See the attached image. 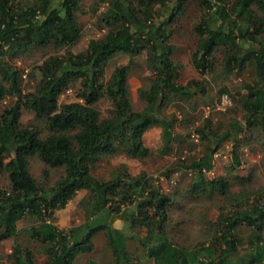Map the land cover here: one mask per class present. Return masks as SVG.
I'll return each mask as SVG.
<instances>
[{"label": "trees", "instance_id": "obj_1", "mask_svg": "<svg viewBox=\"0 0 264 264\" xmlns=\"http://www.w3.org/2000/svg\"><path fill=\"white\" fill-rule=\"evenodd\" d=\"M83 1L0 0V103L16 98L0 115V174L7 173L9 180L7 188L0 187V245L8 239L17 242L12 264H38L31 249L19 243L21 236L39 244L46 256L43 264H75L94 251L100 234L106 238L111 264H133L128 247L135 240L154 264H264V192L251 202L250 191L232 192L233 183L226 177L207 178L223 145L232 144L231 169L237 170L247 133L264 134V0H99L96 5L106 6L99 22L107 33L91 40L85 52L74 54L70 49L83 36L77 18ZM189 6L202 11L194 26L197 41L191 56L200 75L220 69L230 78L249 65L254 69V80L240 89L245 95L236 101L231 96L244 113L242 119L230 120L223 132L214 131L207 119L196 131L205 144L203 156L183 164L196 174L190 196L218 197L224 203L218 217L209 221L213 238L191 249L173 239V198L145 174L133 177L124 165L110 180L93 174L104 157L148 158L144 135L152 128L163 129L168 148L174 125L164 110L175 98L189 102L198 90L206 93L203 83L180 84L181 65L174 59V28ZM49 49L35 75H25L26 70L13 63ZM120 55L146 57L152 77L140 91L146 105L142 111L132 104L131 63L113 62ZM28 77L35 84L26 90L22 83ZM72 86H77L78 101L60 104L61 95ZM227 94L228 88L220 90V95ZM103 99L112 105L109 117L97 107ZM23 111L33 113L38 126L22 125ZM33 160L48 168L42 174L45 180L48 170H62L63 176L47 186L32 173ZM237 179L246 186L244 177ZM82 191L89 193L80 204L86 221L61 230L54 224L55 212ZM26 217L35 218L38 225L20 230L18 223ZM118 219L126 222L128 232L115 228ZM243 227L250 228L246 236ZM136 230L147 233L141 238Z\"/></svg>", "mask_w": 264, "mask_h": 264}, {"label": "rangeland", "instance_id": "obj_2", "mask_svg": "<svg viewBox=\"0 0 264 264\" xmlns=\"http://www.w3.org/2000/svg\"><path fill=\"white\" fill-rule=\"evenodd\" d=\"M99 0H84L81 4V10L77 14L83 36L81 40L72 47L74 54L85 52L91 40L103 38L107 30L102 28L100 20L105 5H100ZM96 13L93 11L99 8ZM202 11L196 7H188L182 21L175 26L177 34L173 38L175 46L174 59L180 63V79L182 85H188L193 81L203 83L206 93L202 94L200 90L192 101L180 100L175 98L173 103L169 104L164 110L163 115L170 119L174 125V140L172 144L165 148L163 129L155 127L150 129L144 135V144L149 149L150 155L144 161L131 159L123 154L104 157L99 163L97 169L93 172L98 179L110 180L116 169L124 165L129 174L133 177L145 174L147 179L156 185L157 189L167 193L173 198L175 206L170 210L171 224H176L172 235L174 240L179 241L182 247L191 249L200 242H207L213 238L209 221L215 220L219 215V206L223 205L221 198L209 199L207 195L190 196L189 191L195 176L191 171L183 168L184 163H190L193 160H199L205 150V144L197 134V129H202L206 120L212 123L213 130L223 132L224 128L229 126L232 119H242L244 113L235 102L243 97L245 93L241 91L243 84L251 83L254 80V69L249 65L247 69L239 75L226 77L220 69L214 73L202 76L194 68L191 56L196 48L197 37L194 34V26L199 22ZM47 51H35L29 53L21 59L13 61L19 68L26 70V74L34 73L35 67L43 62ZM220 58V56H218ZM221 59V58H220ZM119 65H128L131 63L130 75L128 79L129 90L133 108L136 111H142L145 103L140 99V91L146 89L149 85L152 74L149 72L145 56L130 58L128 56H117L115 61ZM114 69L111 64L106 70V79L108 80ZM23 88L28 90L33 87L35 82L31 78L24 80ZM228 88L230 94L220 95V90ZM77 86L70 87L60 97V104L77 102ZM233 96L234 100L232 99ZM227 98V102L224 99ZM232 103L230 102V100ZM15 99L7 98L0 103V115L10 106ZM229 101V102H228ZM13 104V103H12ZM232 104V106H231ZM98 109L103 117H109L112 111V105L109 100L103 99L98 104ZM22 125L32 124L38 126L35 115L28 111L22 112ZM247 143L241 146L242 165L237 170L231 169L232 164V144L226 143L214 155V169L207 174V178L213 179L226 177L233 187L231 191L238 193L249 190L251 193L250 201L264 192V134L259 130L247 133ZM48 169L38 160L31 162V171L35 177L47 184L53 186L62 176V170H48L47 180L42 178L43 172ZM237 177H244L246 186L238 183ZM9 185L7 173L0 174V187L7 188ZM89 193L82 191L78 193L65 209L55 212L54 224L63 231H68L75 226H79L86 221L85 210L81 207V202L88 197ZM127 208H123L125 210ZM38 221L32 217H26L18 223V228H30L37 226ZM115 228L128 232V225L123 219H118L114 223ZM250 231L249 227H243L242 232L246 236ZM147 231L136 230L141 238L145 237ZM131 234V233H130ZM14 239H8L0 245V264H12L10 255L13 248L17 245ZM19 243L24 247L31 249L38 264L46 261V256L38 249L39 244L30 242L26 236H21ZM95 249L92 253L78 257L75 264H89L91 261L100 264H111L112 255L107 249L106 238L103 234L98 235L95 240ZM246 245V242H244ZM128 250L132 253L133 264H154L153 260L147 257L145 249L135 241L129 242ZM205 259L204 257H201Z\"/></svg>", "mask_w": 264, "mask_h": 264}, {"label": "built area", "instance_id": "obj_3", "mask_svg": "<svg viewBox=\"0 0 264 264\" xmlns=\"http://www.w3.org/2000/svg\"><path fill=\"white\" fill-rule=\"evenodd\" d=\"M224 102H227V98L224 99ZM229 102V101H228Z\"/></svg>", "mask_w": 264, "mask_h": 264}]
</instances>
